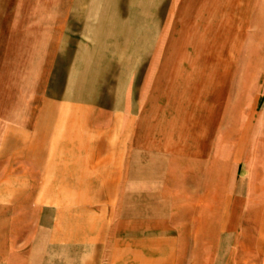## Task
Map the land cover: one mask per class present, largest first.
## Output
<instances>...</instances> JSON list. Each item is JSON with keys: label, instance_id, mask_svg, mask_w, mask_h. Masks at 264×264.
Returning <instances> with one entry per match:
<instances>
[{"label": "rangeland", "instance_id": "rangeland-1", "mask_svg": "<svg viewBox=\"0 0 264 264\" xmlns=\"http://www.w3.org/2000/svg\"><path fill=\"white\" fill-rule=\"evenodd\" d=\"M219 1L239 22L220 88L192 78L214 0H0L2 248L71 243L78 200L100 193L143 264H264L229 209L253 191L262 239L264 0Z\"/></svg>", "mask_w": 264, "mask_h": 264}, {"label": "crops", "instance_id": "crops-1", "mask_svg": "<svg viewBox=\"0 0 264 264\" xmlns=\"http://www.w3.org/2000/svg\"><path fill=\"white\" fill-rule=\"evenodd\" d=\"M214 2L211 7L206 5L205 12L202 14L203 22L198 23L202 30H195L201 33L202 47L205 46V48L195 62L191 61L195 67L193 72L198 71L193 73L192 78L214 80L220 88L225 70L221 59L234 55V51L226 50L224 38L235 34L239 28V22L238 15L235 17L231 11H225L223 1L214 0ZM233 40L228 41L233 42ZM210 60H215V68L209 67ZM195 74L197 76H194ZM179 96L183 97V94L180 93ZM98 184L112 186L113 182L112 179H108L104 181V184ZM252 193L253 191H250L246 198L233 196L229 207L230 228L235 235L240 236L239 240L234 242L239 250L264 253V236L259 241L251 237V230H254L251 216L257 210V201ZM111 203L112 196L107 194L82 196L78 200V207H75L74 225L70 233L71 243L47 241L48 237L46 241L40 242L32 238L31 242L9 243L6 247L0 246V264H143L145 255L141 254L137 248L143 240L140 241L137 238L136 243H130L128 239L114 238V235L122 234L124 231L129 232V230H118L119 225L114 224L113 221ZM259 210L264 213V199L260 202ZM243 217L246 219L242 221ZM140 221L145 223L142 219L137 221V230H134L136 233H139V230L153 229L150 220L143 228ZM49 231L37 230V233L47 236ZM133 244L136 245L135 248Z\"/></svg>", "mask_w": 264, "mask_h": 264}, {"label": "built area", "instance_id": "built-area-1", "mask_svg": "<svg viewBox=\"0 0 264 264\" xmlns=\"http://www.w3.org/2000/svg\"><path fill=\"white\" fill-rule=\"evenodd\" d=\"M262 261L264 262V254H263V257H262Z\"/></svg>", "mask_w": 264, "mask_h": 264}]
</instances>
